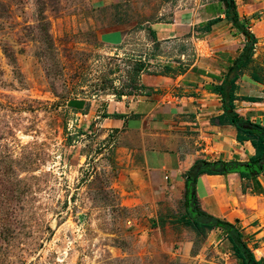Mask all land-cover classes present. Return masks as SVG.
I'll return each mask as SVG.
<instances>
[{
  "label": "rangeland",
  "instance_id": "374dc122",
  "mask_svg": "<svg viewBox=\"0 0 264 264\" xmlns=\"http://www.w3.org/2000/svg\"><path fill=\"white\" fill-rule=\"evenodd\" d=\"M168 1L128 0L122 12L132 28L118 40L108 34L115 6L0 0V264H193L198 253L232 249L221 229L186 225L183 204L158 215L126 207L117 131L70 107L76 98L126 101L141 92L142 73L183 53L190 63L192 42H153L143 20L167 18L168 9L159 12ZM258 2L254 58L264 76Z\"/></svg>",
  "mask_w": 264,
  "mask_h": 264
},
{
  "label": "crops",
  "instance_id": "0c3cea01",
  "mask_svg": "<svg viewBox=\"0 0 264 264\" xmlns=\"http://www.w3.org/2000/svg\"><path fill=\"white\" fill-rule=\"evenodd\" d=\"M127 1L92 0L100 7L118 9L112 18L118 23L108 33L118 40L132 28L122 12ZM242 1L236 0L240 18L249 21V29L256 33L252 14L260 3ZM166 4L169 8L163 7L159 15L168 9L167 18L147 16L143 20L156 33L153 42L170 38L192 42L190 63L184 62L183 53L181 60L142 73L141 92L126 101H106L101 106L92 98L70 102L74 112L117 131L115 171L123 204L157 215L176 212L180 204L186 212L185 176L197 159L244 162L255 154L251 141H238L236 126L219 121L224 109L215 90L245 46V36L227 19L220 0H169ZM212 19L216 20L210 31L200 27ZM232 104L241 116L264 125V83L254 81L250 71H244L236 82ZM196 191L205 212L234 223L256 259L264 258V252L257 254L264 250V173L256 180L243 179L236 172L203 173L197 178ZM201 255L191 257L190 262L231 264V257L234 264H241L232 249L216 258Z\"/></svg>",
  "mask_w": 264,
  "mask_h": 264
},
{
  "label": "trees",
  "instance_id": "16d2710c",
  "mask_svg": "<svg viewBox=\"0 0 264 264\" xmlns=\"http://www.w3.org/2000/svg\"><path fill=\"white\" fill-rule=\"evenodd\" d=\"M224 4L222 9L227 19L237 31L246 38V44L241 52L234 58L221 84L215 86V90L221 95L224 112L219 116V121H227L236 126L238 130L237 139L240 142L249 140L255 148V154L248 161H222L197 159L190 170L186 173V190L185 206L186 213L181 220L186 225H191L195 229H223L228 236L231 248L235 256L240 259L241 264H264V258L256 259L255 254L247 247L242 240L240 231L234 223L220 219L205 212L199 204L196 191V182L199 175L208 174H225L236 172L243 179H257V175L264 173V125L253 123L247 118L241 116L233 107L232 96L236 90V82L244 73L251 72V78L260 83H264V76L259 67L255 65V43L257 37L249 29V21L240 18L236 0H220ZM216 19L209 20L200 25L201 28L210 31L211 25ZM150 34L155 38L154 30L149 29ZM113 116L123 117V114L113 113ZM258 255H262V250H257Z\"/></svg>",
  "mask_w": 264,
  "mask_h": 264
},
{
  "label": "built area",
  "instance_id": "2783aa9c",
  "mask_svg": "<svg viewBox=\"0 0 264 264\" xmlns=\"http://www.w3.org/2000/svg\"><path fill=\"white\" fill-rule=\"evenodd\" d=\"M254 51H255V49H254Z\"/></svg>",
  "mask_w": 264,
  "mask_h": 264
}]
</instances>
